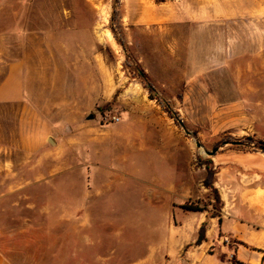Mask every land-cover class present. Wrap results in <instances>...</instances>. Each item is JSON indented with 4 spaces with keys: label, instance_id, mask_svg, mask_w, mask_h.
Here are the masks:
<instances>
[{
    "label": "rangeland",
    "instance_id": "374dc122",
    "mask_svg": "<svg viewBox=\"0 0 264 264\" xmlns=\"http://www.w3.org/2000/svg\"><path fill=\"white\" fill-rule=\"evenodd\" d=\"M189 15L187 0H0V83L16 64L23 84L19 103L0 105V215L18 229V264H74V225L91 217L100 244L83 241L82 258L95 264L143 256L150 227L164 239L180 215L195 225L200 212L179 208L187 201L217 225L223 204L203 187L206 167L218 192L220 179L264 186V153L248 140L264 141V30H235L201 99L185 86ZM169 198L177 220L143 221L144 201Z\"/></svg>",
    "mask_w": 264,
    "mask_h": 264
},
{
    "label": "crops",
    "instance_id": "0c3cea01",
    "mask_svg": "<svg viewBox=\"0 0 264 264\" xmlns=\"http://www.w3.org/2000/svg\"><path fill=\"white\" fill-rule=\"evenodd\" d=\"M187 9L190 15L186 18L185 25L189 32L186 33L185 39L187 43L193 44L192 51L188 53H192V56H189L187 61L195 64L190 67L191 76L185 86L187 91L194 90L202 99L205 94L209 93L210 88V65L208 63L212 59L221 62L219 57L222 53L228 56L225 54L226 50L229 53L235 52L232 49L234 39L237 37L235 30H239L243 23H251L254 27L264 30V0H187ZM177 24L183 25L182 23ZM257 46L259 47L256 51L257 55L264 53V38L258 40ZM238 84L231 82L229 87L233 89L237 87L238 89L235 90L241 94V86ZM22 98V77L17 65L11 64L8 73L0 83V105L19 103ZM173 152L176 153V151ZM258 172L262 173L264 169ZM235 186V183L223 182L220 179L218 189L223 207L219 215L220 221L217 218V225L210 223L214 218L209 219L206 213H199V216L192 217L197 220L195 225H189L191 220L189 216L180 215L181 226L176 227L177 230L171 229L164 239L161 224L157 227H150L152 240L144 244L146 253L126 264H163L162 259L167 262L182 259L185 264H264V186L256 185L242 190H238ZM192 190L193 188L189 187L185 190L190 194L189 197L192 196ZM175 196L178 195L175 194ZM173 201L170 198L161 201L157 199L153 202L144 201L146 203L144 206L150 213L143 221L160 222L163 215L177 220L174 214L177 204H173ZM65 217L60 216V219L64 220ZM3 218L7 217L0 215V264H18V229L14 227L15 225L5 224ZM49 218V215H42V221H48ZM91 218L85 224L76 222L74 225V264H95L98 260L94 257L93 261L86 262L82 258L83 241L90 248L100 244L99 240H94L97 237V231L94 229ZM207 220L209 225L206 240L188 249L183 256L184 247L195 241L200 226ZM5 221L9 220L5 219ZM186 227L191 228L186 229ZM124 228V226H119L115 232H119L121 237ZM105 232L109 231L105 230ZM109 233L111 237H119L116 233ZM211 247H215L216 254H206ZM109 253L112 254V251ZM102 259L109 262L110 258Z\"/></svg>",
    "mask_w": 264,
    "mask_h": 264
},
{
    "label": "trees",
    "instance_id": "16d2710c",
    "mask_svg": "<svg viewBox=\"0 0 264 264\" xmlns=\"http://www.w3.org/2000/svg\"><path fill=\"white\" fill-rule=\"evenodd\" d=\"M249 140V144H253L255 146V151H260L262 153H264V141L262 140H254L252 138H248ZM203 187L209 191L212 192L213 196H214V200L217 204L222 205V201L220 198V194L217 191V189L214 187V172L209 168L206 167V177L203 180ZM179 208L184 211V212H200L203 213L205 212L204 208H200L198 205L191 203L190 201L185 202L183 205L179 206ZM215 218V215H213ZM217 217V216H216ZM218 221H220V218L218 216ZM206 231H207V223L204 222L196 235L195 241L192 245H188L186 248H191L194 246H198L200 245L202 242H204L206 240Z\"/></svg>",
    "mask_w": 264,
    "mask_h": 264
},
{
    "label": "water",
    "instance_id": "95a60500",
    "mask_svg": "<svg viewBox=\"0 0 264 264\" xmlns=\"http://www.w3.org/2000/svg\"><path fill=\"white\" fill-rule=\"evenodd\" d=\"M90 119H91V117H90ZM49 142H50V143H53V141H52V140H49ZM233 144H240V143H239V142H236V143H233ZM215 151H216V150L212 151V153H207V154H210V155H212V154H214V153H215Z\"/></svg>",
    "mask_w": 264,
    "mask_h": 264
},
{
    "label": "built area",
    "instance_id": "2783aa9c",
    "mask_svg": "<svg viewBox=\"0 0 264 264\" xmlns=\"http://www.w3.org/2000/svg\"><path fill=\"white\" fill-rule=\"evenodd\" d=\"M119 120L118 119H115V122H118Z\"/></svg>",
    "mask_w": 264,
    "mask_h": 264
}]
</instances>
